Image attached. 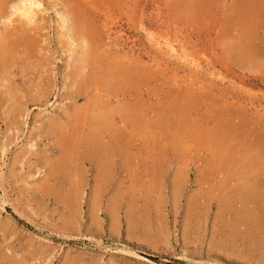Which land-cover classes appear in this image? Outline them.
<instances>
[{"label": "rangeland", "instance_id": "374dc122", "mask_svg": "<svg viewBox=\"0 0 264 264\" xmlns=\"http://www.w3.org/2000/svg\"><path fill=\"white\" fill-rule=\"evenodd\" d=\"M39 1L38 55L0 71V264H264V0Z\"/></svg>", "mask_w": 264, "mask_h": 264}, {"label": "bare ground", "instance_id": "6f19581e", "mask_svg": "<svg viewBox=\"0 0 264 264\" xmlns=\"http://www.w3.org/2000/svg\"><path fill=\"white\" fill-rule=\"evenodd\" d=\"M11 2V0H0V16L1 15H3V14H5L6 12H7V4H8V2ZM16 2L17 1H19L20 2V5H14V4H16V3H12L13 4V6H15V8L13 7V6H11L12 8H14L13 9V12H12V14H18L19 13V20H20V23H18L17 25H14L13 26V28H11V29H3V30H5L2 34H1V36H0V71H2L1 70V68H4L7 64H8V66H9V62H11V60L13 59L14 60V58H15V61H13V62H18L19 60H23V63H24V61H28V60H25L26 59V57L27 58H29V57H31V58H33V57H35L36 55H38V53H39V51H38V46L40 45V41H41V35L39 34V28L41 27L40 25H39V23L37 22V21H33V19L34 18H36V17H34V16H37L36 14H37V12H36V8H37V6H41L42 5V3H41V1H33V0H15ZM64 1V0H63ZM82 1V0H81ZM91 1V0H90ZM94 1V0H93ZM10 2H9V4H10ZM18 2V3H19ZM94 2H97V1H94ZM36 3V4H35ZM67 3V2H66ZM82 3V2H81ZM85 3V2H84ZM98 3V2H97ZM77 4V3H76ZM75 4V5H76ZM89 5H90V3H88ZM79 5V4H78ZM84 5V4H83ZM66 6H68V4L66 5ZM71 5H69V7H70ZM88 6V5H87ZM93 7V6H92ZM84 8V7H83ZM89 8V7H88ZM41 9V8H40ZM43 9V8H42ZM74 10V9H73ZM72 10V11H73ZM85 10V9H84ZM38 11V10H37ZM77 11V10H76ZM81 11V10H80ZM90 11V10H89ZM10 12V11H9ZM10 12V13H11ZM75 12V11H74ZM83 12L84 11H82L81 13H82V15H83ZM94 12V11H93ZM80 13V12H79ZM78 13V15H80V17H81V14H79ZM87 13V12H86ZM90 14H92V13H90ZM8 16V15H7ZM83 16H85V15H83ZM14 17V16H13ZM32 17H34L33 19H32ZM42 17V16H41ZM71 17V16H70ZM8 18H10V17H8ZM23 18L24 19H27L28 21H24L23 20ZM92 18V17H91ZM40 19V18H39ZM86 19V18H85ZM88 19V18H87ZM16 20V19H15ZM36 20H38V19H36ZM94 20V19H93ZM5 21V20H4ZM7 21V20H6ZM12 22H14V20H13V18H12V20H11ZM40 21V20H39ZM42 21V20H41ZM85 21V20H84ZM86 22H87V20H86ZM94 22V21H93ZM7 23V22H6ZM11 23V22H10ZM10 23H8V24H10ZM42 23H44V22H42ZM78 23V22H77ZM78 24H80V23H78ZM84 24H86V23H84ZM45 25V24H44ZM73 25V24H72ZM77 25V24H76ZM80 25H82V24H80ZM64 26V25H63ZM78 26V25H77ZM78 28H79V26H78ZM73 29V28H72ZM81 30H82V28H81ZM87 31H88V29H87ZM95 33V32H94ZM93 33V34H94ZM95 34H97V33H95ZM91 35H92V33H91ZM82 36V35H81ZM84 36V35H83ZM89 36V35H88ZM72 37V36H71ZM96 37V36H95ZM68 38V37H67ZM89 38V37H88ZM90 38H92L91 36H90ZM70 39V38H69ZM85 39H87V38H85ZM98 39H99V36H98ZM71 40V39H70ZM93 41V40H92ZM98 41V40H97ZM97 41H96V43H95V45L97 44ZM69 42H71V41H69ZM90 42V41H89ZM101 41H99V43H100ZM75 43V42H74ZM81 43V42H80ZM88 42H86V44H87ZM73 43H71V45H72ZM77 44H79V42H78V40H77ZM76 44V45H77ZM102 44V43H101ZM100 44V45H101ZM89 45H91V43L90 44H88V46ZM94 45V44H93ZM98 45V44H97ZM100 45H98V46H100ZM92 46V45H91ZM68 47V46H67ZM69 49H70V46L68 47ZM80 48V47H79ZM73 49V48H72ZM78 49V48H77ZM85 49V48H84ZM97 49V48H96ZM88 50V49H87ZM106 50V49H105ZM37 51H38V53H37ZM67 51V50H66ZM81 51V50H80ZM102 51V50H101ZM104 51V50H103ZM68 52H69V50H68ZM76 52V51H75ZM90 52V51H89ZM98 52V51H97ZM70 53H74V52H72V51H70ZM79 53V52H78ZM99 53H101L100 51H99ZM103 53V52H102ZM106 53V52H105ZM22 55V56H18V55ZM87 54V53H86ZM24 55V56H23ZM73 55V54H72ZM72 55H71V57H72ZM92 55V54H91ZM78 56H79V54H78ZM74 57V56H73ZM76 57V56H75ZM79 59H77V60H79V61H81V65L77 68V70L75 71L76 72V76H81V74H83V73H85L86 72V70H84V69H86V64H88V56H85V55H81V57H78ZM99 58H100V56H99ZM106 58V57H105ZM107 59V58H106ZM115 59V57H113V60ZM117 59V58H116ZM115 59V60H116ZM75 60V59H74ZM73 60V61H74ZM91 61V60H90ZM110 61L111 60H109V63H110ZM22 62V61H21ZM30 62H32V61H30ZM29 62V63H30ZM36 62V61H35ZM38 62V61H37ZM116 61H114L113 63H115ZM75 63H77V62H75ZM111 63H112V61H111ZM16 64V63H15ZM18 64V63H17ZM32 64V63H31ZM91 64V63H90ZM14 65V64H13ZM20 65V64H19ZM24 64H22L21 66H23ZM29 65V64H28ZM75 65V64H74ZM104 65V64H103ZM117 65H119V64H115V67L117 68L118 66ZM17 66V65H16ZM73 66V65H72ZM71 66V67H72ZM96 66V65H95ZM108 66V68L110 67L109 66V64L107 65ZM38 67V66H37ZM92 67V66H91ZM103 67V66H102ZM17 68H19V67H17ZM21 69V68H20ZM37 69V68H36ZM35 69V70H36ZM114 69V68H113ZM112 69V70H113ZM118 69L119 70H121V72L123 73L124 72V70L122 71V69H120V67H118ZM136 69V68H135ZM24 70H25V67H24ZM73 70V69H72ZM102 70V69H101ZM117 70V69H116ZM15 71V70H14ZM84 71V72H83ZM90 71V70H89ZM91 71H92V69H91ZM103 71V70H102ZM110 71H111V69H110ZM17 72V71H16ZM37 72H38V70H37ZM72 72V71H71ZM70 72V73H71ZM97 72V71H96ZM113 72H115L114 70H113ZM120 72V71H119ZM128 72V71H127ZM13 73V72H12ZM111 73V72H110ZM117 73L118 72H116V75H115V77H117V79H118V76H117ZM125 73V72H124ZM123 73V74H124ZM131 73V72H130ZM10 74V73H9ZM21 74V73H20ZM39 74V73H38ZM41 74H43V73H41ZM69 74V73H68ZM96 74V73H95ZM103 74V73H102ZM101 74V75H102ZM108 75L107 73H104V75ZM122 74V75H123ZM1 75H2V73H1ZM101 75H97V78L99 77L100 79H101V77L103 78V79H105L103 76H101ZM111 75H112V73H111ZM122 75L120 76V77H122ZM130 75V74H129ZM42 75H38V77H41ZM83 76V75H82ZM85 76V75H84ZM90 76H91V74H90ZM101 76V77H100ZM113 76H114V73H113ZM124 76H125V74H124ZM128 76V75H127ZM1 77V76H0ZM11 77H12V75H11ZM15 77V76H14ZM24 77V76H23ZM78 77H77V79H78ZM6 78V77H5ZM16 78V77H15ZM46 78V77H45ZM69 78H71L70 77V74H69V77H68V79ZM98 78V79H99ZM125 79L123 80V82L124 83H126L128 80V78H126V76L124 77ZM41 79V78H40ZM73 79V78H72ZM102 79V82L104 81ZM108 79H110V81L112 80V76H110L109 78H107V80ZM113 79H114V77H113ZM116 79V78H115ZM117 79H116V82L117 83H114V84H116V86H117V84H118V81H117ZM120 79V78H119ZM122 79H123V77L121 78V80L120 81H122ZM5 80V79H4ZM41 80H43V79H41ZM41 80H40V82H41ZM125 80H127V81H125ZM45 81H46V79H45ZM74 81V80H73ZM79 81H80V79H79ZM100 81V80H99ZM96 78H93L92 79V77L91 78H87L86 77V79H85V77L84 78H82V80H81V82L79 83L80 85H79V87H77L78 89H76L75 91L73 90V92H71L68 96L70 97V99L72 100L73 99V101H76L78 98H81L83 95H85V97L87 96L86 94L88 93V91L90 90V88H91V86H96V85H98V82H99ZM106 81V80H105ZM105 81L103 82V85L102 86H104L105 84ZM108 82V84H111V85H113L112 84V82ZM115 81V80H114ZM6 82H8V80L6 81ZM13 82V81H12ZM44 82V81H43ZM47 82V81H46ZM123 83V84H124ZM4 84V83H3ZM17 84V83H16ZM43 84V83H42ZM127 84V83H126ZM10 85V84H9ZM52 85H53V81H51V80H49L48 81V83H47V86L44 88H41V89H38L37 90V92H36V94H35V96L33 97L34 99H37V100H42V99H46L47 97H48V95L49 94H51L52 93V89H51V87H52ZM91 85V86H90ZM119 85H121V84H119ZM119 85H118V89L120 88L119 87ZM125 85V84H124ZM123 85V86H124ZM114 86V85H113ZM112 86V87H113ZM116 86H114V88H116ZM36 87H38V86H36ZM109 87V89H111L110 88V85L108 86ZM10 88V87H9ZM102 89H108L107 88V86L104 88V87H102ZM118 89H116V90H118ZM112 90V89H111ZM116 90H114L113 89V91H116ZM120 91H121V88L119 89ZM103 91V93H104V90H102ZM106 91V90H105ZM109 91V90H108ZM94 93H95V91H93ZM92 92V93H93ZM99 94H100V92H98ZM106 93H107V91H106ZM109 93V92H108ZM108 93H107V95H108ZM110 93H113V92H111L110 91ZM116 93H117V91H116ZM102 94V93H101ZM105 94V93H104ZM29 95V94H28ZM111 94H109V96H110ZM33 96V95H32ZM67 96V97H68ZM96 96V95H95ZM95 96H93V99H94V101H95ZM100 96V95H99ZM112 96H113V94H112ZM31 97V96H30ZM84 97V98H85ZM97 97V96H96ZM101 97H102V95H101ZM100 97V98H101ZM10 98V97H9ZM87 98V97H86ZM88 98H90V97H88ZM103 98V97H102ZM11 99V98H10ZM33 99V100H34ZM63 99V98H62ZM91 99V98H90ZM104 99V98H103ZM111 99V98H110ZM97 100V99H96ZM10 101V100H9ZM35 101V100H34ZM93 101V102H94ZM101 101V100H100ZM100 101H98L99 103H101ZM104 101V100H103ZM86 102L88 103V101H87V99H86ZM85 102V105H86V107H83V108H79L78 109V111L79 112H81V110H82V112H81V114L80 115H83L82 113L84 112V115L85 116H88V119H87V117H85L84 116V118H86L87 119V121H89V118H91V120L90 121H93L92 122V125H93V129H94V131H96V132H99L98 134H100L101 133V135L100 136H102L103 134H104V132L105 131H108V123H107V115H106V113H108V112H104L105 111V107H107L108 106V108H109V105H105V109H103V110H101V106H103V104L101 103V106H99L100 107V110H98L97 109V107H96V109L98 110H96L95 108L94 109H92L91 108V106H90V108L88 107V104ZM89 102H90V100H89ZM92 102V103H93ZM104 103V102H103ZM94 104V103H93ZM90 105V104H89ZM92 105V104H91ZM95 106H96V104H94ZM93 105V106H94ZM98 105V104H97ZM100 105V104H99ZM10 106V105H9ZM8 106V107H9ZM110 107H111V105H110ZM9 109V108H8ZM16 109V108H15ZM113 110H115L116 108H115V106H113V108H112ZM119 109H121V108H119ZM124 109V108H123ZM129 109V108H128ZM135 109V108H134ZM109 110H110V108H109ZM108 110V111H109ZM112 110V111H113ZM132 110V109H131ZM131 110H130V112H131ZM118 111H122L123 112V110H117V113H118ZM129 112V111H128ZM129 112V113H130ZM134 110L131 112L132 114H134ZM115 113V112H114ZM116 113V114H117ZM125 113H127L126 111H125ZM124 113V114H125ZM74 114V113H73ZM136 114V113H135ZM134 114V115H135ZM18 115V114H17ZM67 115H68V113H67ZM78 116H79V114H77ZM109 115V114H108ZM110 115H111V113H110ZM118 115H121V112L118 114ZM117 115V116H118ZM75 116V115H74ZM77 116V117H78ZM115 116V115H114ZM125 116V115H124ZM136 116V115H135ZM70 117V116H69ZM76 117V116H75ZM76 117V118H77ZM119 118H120V116H118ZM80 118V117H79ZM83 118V119H84ZM113 118V117H112ZM123 118V117H122ZM126 118H127V115H126ZM128 118H130V117H128ZM137 118V117H136ZM52 119V118H51ZM70 119H71V117H70ZM74 119V118H73ZM110 119V118H109ZM54 120V119H53ZM52 120V121H53ZM78 120V119H77ZM79 120H82L81 118L79 119ZM111 120V119H110ZM124 120V119H123ZM126 120V119H125ZM51 121V122H52ZM55 121V120H54ZM74 121V120H73ZM83 121V120H82ZM130 121H131V119H130ZM129 121V122H130ZM133 121V120H132ZM50 122V121H49ZM84 122V121H83ZM110 122V121H109ZM134 122V121H133ZM55 122H52V124H54ZM87 123V122H86ZM89 123V122H88ZM112 123V122H111ZM131 123V122H130ZM135 123V122H134ZM133 123V124H134ZM76 124V123H75ZM79 124H80V122H79ZM91 124V123H90ZM110 124V123H109ZM50 125V124H49ZM58 125V124H57ZM82 125H83V123H82ZM87 125V124H86ZM89 125V124H88ZM59 126H61V125H59ZM90 127H91V125H89ZM110 126H111V124H110ZM109 126V127H110ZM115 126V125H114ZM54 128H56V127H54ZM79 128V127H78ZM89 128V127H88ZM58 129V128H57ZM111 129V128H110ZM56 130V129H55ZM55 130H54V132H55ZM59 130V129H58ZM91 130V129H90ZM47 132V131H46ZM59 132V131H58ZM107 133V132H106ZM51 134H53V132L51 133ZM78 134V133H77ZM97 134V133H96ZM61 135H64V134H60V136ZM81 134H79V136H80ZM74 136V135H73ZM75 136H76V133H75ZM92 136H94V135H92ZM91 135H84L83 134V136H81V138L83 139L84 137V139L83 140H85V142H86V144H89L91 147H92V149H93V151H95V153L96 154H98L99 155V157H100V161H101V159L103 158V157H105L108 153H110L109 152V149H113V147H111V148H106V147H104L102 144H101V142H102V140L100 141V140H98V139H100V138H94V137H92ZM96 136V135H95ZM68 137V136H67ZM110 137V136H109ZM63 138H64V136H63ZM66 138V137H65ZM69 138V137H68ZM79 138V137H78ZM60 139H62L61 137H60ZM77 139V138H76ZM67 141H68V139H66ZM81 139H79V142L77 141V144L79 143V144H82L83 143V141H80ZM97 140H98V142H97ZM63 141V140H62ZM61 141V142H62ZM70 141V140H69ZM100 141V142H99ZM65 143H70V142H66V141H64ZM80 142H82V143H80ZM71 144H73V143H71ZM84 144V143H83ZM111 144V143H110ZM85 145V144H84ZM104 145H105V143H104ZM106 145H109V143L108 144H106ZM66 146V145H65ZM68 147H69V145H67ZM71 146H75V145H71ZM70 146V147H71ZM78 146V148H80L79 146L80 145H77ZM114 146V145H113ZM61 147H64V146H61ZM69 147V148H70ZM83 147V146H82ZM86 148H89L88 146L86 147ZM65 150H66V148H64ZM68 149V148H67ZM83 149H84V147H83ZM92 149L90 148V152L92 151ZM106 149H108V152H106ZM116 149V148H115ZM114 150V149H113ZM68 151V150H67ZM89 151H85V152H89ZM62 152H64V153H66L65 151H63L62 150ZM69 152V151H68ZM87 153H85L84 155H86ZM93 154V153H92ZM114 154V153H113ZM88 155V154H87ZM95 154H93V156H94ZM109 155V154H108ZM65 156H67V155H65ZM61 157H63L64 158V156H62V154H61ZM86 158H90L91 156L89 155L88 157L87 156H85ZM95 157V156H94ZM93 157V160H95V159H97V162L99 161L98 160V156H96L95 158ZM109 157H111V156H109ZM117 157V156H116ZM69 160L71 159V158H69V157H67ZM112 158V157H111ZM110 158V159H111ZM64 159H66V158H64ZM90 159H92V158H90ZM65 161V160H64ZM66 161H67V159H66ZM65 161V162H66ZM71 161V160H70ZM69 161V162H70ZM99 161V162H100ZM103 161H106L105 160V158H104V160ZM69 162H68V165H69ZM102 162V161H101ZM107 162L109 163V160H107ZM110 162H112V160L110 161ZM57 165H58V163L57 162H55ZM105 163V162H104ZM52 165V164H51ZM50 165V166H51ZM68 165H66V166H68ZM55 168H56V166L55 165H53ZM100 166H102V165H100ZM107 166V165H106ZM111 166V165H110ZM113 166V165H112ZM53 167V168H54ZM70 167V166H69ZM103 168H104V165L102 166ZM101 167V168H102ZM108 167V166H107ZM52 168V167H51ZM52 168V169H53ZM97 168H100V167H97ZM100 168V169H101ZM111 168V167H110ZM51 169V170H52ZM66 169V168H65ZM99 169V170H100ZM104 169H107V168H104ZM113 169V168H112ZM111 169V170H112ZM67 170V169H66ZM102 170V169H101ZM100 170V171H101ZM56 171H57V169H56ZM104 171V173H105V170H103ZM107 171H109V169L107 170ZM52 172H54V170H52ZM58 172V171H57ZM70 172V171H69ZM73 172V171H72ZM52 174V173H51ZM101 174H102V172H101ZM106 174H107V172H106ZM56 175H57V173H56ZM71 175V174H70ZM70 175H68V177L70 176ZM101 176V175H100ZM102 176H103V174H102ZM101 176V180L102 181H104V180H106V179H102L103 177ZM59 177H60V174H59ZM63 177V176H62ZM66 178V176H65V178L63 177V179H69L70 180V177L69 178ZM72 178V177H71ZM100 178V177H99ZM108 178H110V177H108ZM74 181L75 180H73L72 182L74 183ZM108 180H106V182H107ZM64 182H67L68 183V181H64ZM258 182V181H257ZM76 184H79V182H75ZM102 183H104V182H101V184ZM70 184H71V180H70ZM254 184V183H253ZM256 184V183H255ZM258 184V183H257ZM250 185H252V184H250ZM69 186V185H68ZM73 186V185H72ZM258 186V185H257ZM74 187V186H73ZM76 187H78V185H76ZM72 188V187H71ZM80 188V187H79ZM248 188H250V187H248ZM100 189H101V187H100ZM73 190V189H72ZM75 190L77 191V190H79V189H77V188H75ZM252 190H255V189H253L252 188ZM258 190V189H257ZM246 191V190H245ZM74 192V191H73ZM73 192H72V194H73ZM99 192V191H98ZM252 192V191H251ZM260 192V191H259ZM254 193H256V191L254 192ZM61 194V193H60ZM76 194V193H75ZM74 194V195H75ZM258 195H259V193H257ZM66 195H68V194H66ZM247 195V194H246ZM64 197V196H63ZM75 197V196H74ZM254 198V197H253ZM68 199V198H67ZM67 199H64V200H67ZM70 201V200H69ZM67 203V202H66ZM113 207V206H112ZM116 208V207H115ZM112 210H114L115 212H114V214L116 213V209H112ZM111 210V211H112ZM117 212H118V210H117ZM116 216H117V213H116Z\"/></svg>", "mask_w": 264, "mask_h": 264}]
</instances>
